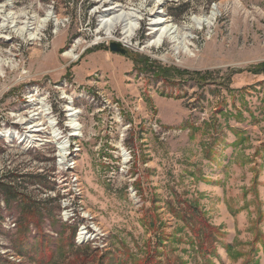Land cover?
<instances>
[{
  "label": "rangeland",
  "instance_id": "rangeland-1",
  "mask_svg": "<svg viewBox=\"0 0 264 264\" xmlns=\"http://www.w3.org/2000/svg\"><path fill=\"white\" fill-rule=\"evenodd\" d=\"M158 1L0 0V264H264V0Z\"/></svg>",
  "mask_w": 264,
  "mask_h": 264
},
{
  "label": "bare ground",
  "instance_id": "bare-ground-1",
  "mask_svg": "<svg viewBox=\"0 0 264 264\" xmlns=\"http://www.w3.org/2000/svg\"><path fill=\"white\" fill-rule=\"evenodd\" d=\"M166 0H159L157 2V6L163 5L165 3ZM101 6H103L101 4ZM120 5H114L112 7H106V5H104V9L101 11L102 14V20L99 21L98 25H97V33H101L102 31H106V33H108L107 39L108 40H116L118 42H120L123 46L125 47H133V37L135 35V31H136V24L133 25L131 24L134 21V17L132 14H117V8ZM97 10V9H96ZM148 11V10H147ZM161 10L158 11V9L156 10L155 8L150 12V15L152 16V21L150 23V27H148L149 30V35L151 37V39L149 40L147 47H160V45L164 44L166 41H169L171 39H174L175 36H173V34L176 32V30H174L173 27H169L168 25V20L164 17H162L161 15ZM96 14V13H94ZM97 16V15H96ZM216 13L211 14L208 17H198V18H191L190 19V24H186L184 26V28L188 27V28H192L194 27L195 24H199L202 26V28H204L205 26H210L212 25L213 21L217 19ZM136 18L138 20H141L142 18L140 16H136ZM120 25L122 26V29H125V32L123 34L124 37H122L121 39H116L114 36V32L117 30L116 27ZM144 30V29H143ZM178 38V37H177ZM176 39V38H175ZM179 42V41H178ZM177 46V45H176ZM179 48V47H177ZM72 51H69L67 53H65L66 56L72 57ZM180 53V51H178ZM79 57V56H78ZM70 110V114L68 116L72 117V124L73 121L76 120V115L78 113H80V111L78 110H73V109H69ZM76 124H73L72 128H73V133H71V136H76L79 135L80 133L77 132L78 127H76ZM38 126H29L30 128V132H35V131H39V128H35ZM71 127V126H70ZM22 137V136H21ZM20 137V138H21ZM68 141H66L65 143H67ZM69 145H66L63 147V150H67ZM62 150V151H63ZM65 155L62 154L63 158H65L66 153L64 152ZM83 233V232H82Z\"/></svg>",
  "mask_w": 264,
  "mask_h": 264
},
{
  "label": "trees",
  "instance_id": "trees-1",
  "mask_svg": "<svg viewBox=\"0 0 264 264\" xmlns=\"http://www.w3.org/2000/svg\"><path fill=\"white\" fill-rule=\"evenodd\" d=\"M263 68H264V63H262L261 65H259L257 68H255V69H257V72H261L260 70H263ZM184 74V73H183ZM185 74H187L186 72H185ZM198 74H200V76H201V78H205V76H208L207 74H209L208 72H206V74H202V73H198Z\"/></svg>",
  "mask_w": 264,
  "mask_h": 264
},
{
  "label": "water",
  "instance_id": "water-1",
  "mask_svg": "<svg viewBox=\"0 0 264 264\" xmlns=\"http://www.w3.org/2000/svg\"><path fill=\"white\" fill-rule=\"evenodd\" d=\"M111 49H112V51H118V52L121 51V52H124V50L121 49L120 46H119V44H117V43H112Z\"/></svg>",
  "mask_w": 264,
  "mask_h": 264
}]
</instances>
